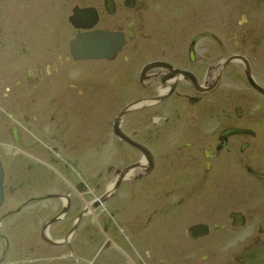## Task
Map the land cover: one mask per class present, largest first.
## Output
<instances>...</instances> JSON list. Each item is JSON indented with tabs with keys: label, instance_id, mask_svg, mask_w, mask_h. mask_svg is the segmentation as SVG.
<instances>
[{
	"label": "flooded vegetation",
	"instance_id": "1",
	"mask_svg": "<svg viewBox=\"0 0 264 264\" xmlns=\"http://www.w3.org/2000/svg\"><path fill=\"white\" fill-rule=\"evenodd\" d=\"M241 1L23 0L19 18L0 0V28L12 26L0 45L26 64L5 97L30 131L17 144L9 127L0 153L17 199L0 264H91L94 252L100 264H264V0ZM87 8L108 55L75 60L63 33L77 34L72 17Z\"/></svg>",
	"mask_w": 264,
	"mask_h": 264
},
{
	"label": "rangeland",
	"instance_id": "2",
	"mask_svg": "<svg viewBox=\"0 0 264 264\" xmlns=\"http://www.w3.org/2000/svg\"><path fill=\"white\" fill-rule=\"evenodd\" d=\"M22 1L23 0H12L10 3L7 0L8 4H6V6L9 8V10L11 12H13V14H15V16L19 15V18L24 17V14L22 11H25V10H23L22 9L23 7L20 6V3ZM245 2H246V0L241 1L242 4L239 5V8H246ZM39 8H40L39 6H36L34 9H39ZM24 24H25V22L23 23V25ZM23 25L19 28L21 33H24ZM3 26H4L3 28H0V31H1L0 37L3 39V41H6V38L8 37L9 31H10V28L12 26H11V24L10 25L4 24ZM66 36L68 38H70V37L74 36V34H73V32H71V33L67 34ZM66 36L63 33V37H66ZM249 55H250V53H249ZM24 56L25 55L18 48L15 49V51H12L10 44L9 45L5 44L4 47H2L0 45V144H5V146H7L8 144L10 146L12 144L10 133H9V127L12 124L15 125L20 120V122H22L23 125L27 126L26 121L23 117V114L25 111H27V109H24L23 107H21L20 108L21 110H19L18 113H15V110L13 111L12 109H10V104L5 97L10 92L9 89L12 87L15 88V86L18 84L16 79L13 80V77L16 76V72L14 70L19 72L21 70V68L23 67V65H26ZM11 57H14V58L11 59ZM15 57H17V58H15ZM29 88L38 91L39 89L42 88V86H36L34 88L28 87V89ZM20 96H22V95H20ZM78 99L81 100L82 98L78 97ZM28 110H35V109H33L31 107V108H28ZM41 111H43V109ZM5 112H8V114H11L12 116L11 117L5 116ZM30 113L32 115L33 112H30ZM51 114H53V113H48V112L36 113V112H34V115L38 116V118H39V119L37 118L36 123H38L40 120H45V119L47 121L51 120L49 118V116ZM13 116H14V119L12 118ZM31 120H32V118H31ZM75 120L79 122L80 127L83 129V138H82V140H80L79 145L82 148V150H87L86 148L88 147V144L86 142V139H87V127L89 124L88 113L85 111L84 112H78L75 116ZM24 132H26V131H24ZM14 142H17L15 137H14ZM138 145H140L143 149L146 148V151H147V149H149L148 147H146L144 145H141V144H138ZM150 148H151V146H150ZM0 149H2V147ZM70 151H71V149H70ZM158 151L161 152V150H159V149H158ZM121 153L129 155V151L126 149L124 150V152H121ZM59 155L63 161H65L67 159V156L64 154L63 150H59ZM3 158H4V164L6 165L8 158H7V156L6 157L4 156ZM105 162L106 161H104L102 159L98 160L96 167H103L105 165ZM70 165L74 166V162L72 161L70 163ZM6 168H7V165H6ZM59 175L63 177V174L59 173ZM104 176H105V173H104ZM98 177H96V179ZM14 200H17V199H15L13 194H11L9 191H7L5 202H4L3 206L0 208V218L2 217L4 219V225H6L7 224L6 222L8 221V218L4 217L5 212L10 207H12L14 205ZM207 201H212V199H209L207 197ZM1 222H2V220H0V226L3 223V222L2 223ZM7 261L9 264H11L9 260H7Z\"/></svg>",
	"mask_w": 264,
	"mask_h": 264
},
{
	"label": "bare ground",
	"instance_id": "3",
	"mask_svg": "<svg viewBox=\"0 0 264 264\" xmlns=\"http://www.w3.org/2000/svg\"><path fill=\"white\" fill-rule=\"evenodd\" d=\"M79 12H80V18H79V21H78L77 23H75V25H74L75 29L77 30V34L74 35L73 37H70V38H68V37H63V39H64V40H68L69 47H70V49H71V52H70V57H71V58H74L75 60H88V59H90V58L93 57V59H94L93 51L96 50V47L89 48V50H88L89 57H88V58H79V57H78V50H77V48H76V46H75L73 40L76 39V38L79 36V34H80V35L86 34V35H84V36H85L84 39L86 40V38H87V40H90V42H93V43H94L93 37H91V36L88 34V33L90 32L88 29L91 28V27H93V25L96 23L97 18H98V13L95 14V16H96L95 21L92 22L90 26H88L87 23L84 22V19H86V18L89 17V16H88V15H89V9L87 8V9H85V10H79ZM90 17H93V16H90ZM94 31H99V30L97 29V30H94ZM87 35H88V36H87ZM105 42H106V40H105ZM77 45L81 46L82 44L78 43ZM79 46H78V47H79ZM103 47H108V46H103ZM103 47H102V48H103ZM112 47H113V45L109 48L110 53H112V52L114 51V48H112ZM97 48H98V47H97ZM99 51H100V50H99ZM104 51L107 52V49H104ZM100 52H101V51H100ZM111 55L113 56V55H115V54H111ZM111 55H109V56H111ZM109 56H108V57H109ZM103 58H105V57H103ZM95 59H97V58L95 57ZM247 68H248V65H246V69H245V71L247 70ZM246 79H247L250 83H252L254 86L260 87V86L256 83V80H255V78H254V76H253V72H252L251 69H249V70L246 71ZM138 104H139V103L132 102L131 105H130L128 108H126V109H124L123 111H121L122 116L125 117V116L130 112V109H132V108H136V107L138 106ZM5 116H8V117L10 116V117H11L12 115H11V114H8V112H5ZM11 126H12V133H13V135H14L16 141H17V142H16L17 144L20 142V132H19V131H21L22 129H23V130L25 129V131H26L27 133H30L29 130H26L27 126H26V125H23L22 122H20V120L18 121L17 124H15V125L12 124ZM11 126H10V127H11ZM115 128H116V130H119V129L121 130V128H120V124H116V125H115ZM235 131L237 132L238 130H235ZM32 132H35V131L32 130ZM117 133H118V131H117ZM226 133L228 134V133H230V132H226ZM118 134H119V133H118ZM1 147H2V149H0V153H3V151L6 150L7 148L10 149L9 144H8L7 146H5V144H0V148H1ZM21 149L24 150L25 148H21ZM4 156H5V155H4ZM4 156H1V155H0V160H2L3 162H4V158H3ZM5 157H6V156H5ZM7 158H8V157H7ZM8 159H9V158H8ZM7 161H8V160H7ZM71 166L74 167L73 165H71ZM4 171H5V169H4ZM54 171H55L54 176H53L52 178L48 177L49 179L56 180V179H58V178H61L63 181H68L66 175H63V177H59V175H58V170H54ZM252 172H254V173L256 174V171L253 170ZM81 177H82L83 179H85V176L81 175ZM112 184H114V188L111 189V187H110V188H109L110 191H107V192H105L104 194H98V192H96V198H95V201H96L97 206L100 205V204H102V203H103V199L105 200V199L107 198L108 195L113 194V192L115 191V186H116L115 180L111 183V185H112ZM111 185H110V186H111ZM53 188H54V187H53ZM193 228H195V229L200 233L199 235H206V234L209 232V228H208V226L205 225V224L197 225V226H195V227H193ZM99 256H100V255H99L98 253L94 252V257H93V260L91 261V264H100V262H99L100 257H99Z\"/></svg>",
	"mask_w": 264,
	"mask_h": 264
},
{
	"label": "water",
	"instance_id": "4",
	"mask_svg": "<svg viewBox=\"0 0 264 264\" xmlns=\"http://www.w3.org/2000/svg\"><path fill=\"white\" fill-rule=\"evenodd\" d=\"M84 35H80L73 40L77 50H78V57L79 58H88L89 54H88V50L91 47L90 46V40H86L84 39ZM88 36V35H87ZM95 43H94V47H96V50L93 51V55L96 58H100V57H104L106 55H108V53L106 51H104V49H107V47H103V43L99 40V38H95L94 39ZM78 43L82 44L81 46L77 45ZM79 46V47H78ZM98 47V48H97ZM103 47V48H102ZM101 52H100V51ZM141 147V146H140ZM142 148V147H141ZM146 151V148L144 149ZM148 150V149H147ZM4 169H3V165L2 162L0 160V207L2 206L4 200H5V192H4Z\"/></svg>",
	"mask_w": 264,
	"mask_h": 264
}]
</instances>
